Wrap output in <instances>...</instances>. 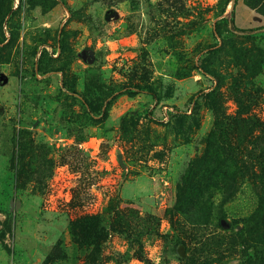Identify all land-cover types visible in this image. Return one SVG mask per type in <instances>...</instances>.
Returning a JSON list of instances; mask_svg holds the SVG:
<instances>
[{
  "label": "rangeland",
  "instance_id": "obj_1",
  "mask_svg": "<svg viewBox=\"0 0 264 264\" xmlns=\"http://www.w3.org/2000/svg\"><path fill=\"white\" fill-rule=\"evenodd\" d=\"M264 0H0V264H264Z\"/></svg>",
  "mask_w": 264,
  "mask_h": 264
},
{
  "label": "trees",
  "instance_id": "obj_2",
  "mask_svg": "<svg viewBox=\"0 0 264 264\" xmlns=\"http://www.w3.org/2000/svg\"><path fill=\"white\" fill-rule=\"evenodd\" d=\"M226 20L230 24V29L237 34H240L244 37H249V38L250 37L264 38V25L257 26V27H249V28L239 27L237 26L235 22L233 11L231 12V15ZM6 83H7L6 75H4L3 73H0V88Z\"/></svg>",
  "mask_w": 264,
  "mask_h": 264
},
{
  "label": "water",
  "instance_id": "obj_3",
  "mask_svg": "<svg viewBox=\"0 0 264 264\" xmlns=\"http://www.w3.org/2000/svg\"><path fill=\"white\" fill-rule=\"evenodd\" d=\"M236 0H233V5H234V2H235Z\"/></svg>",
  "mask_w": 264,
  "mask_h": 264
}]
</instances>
